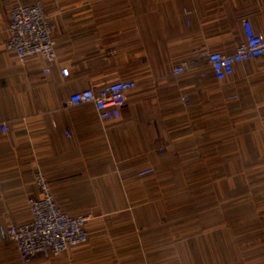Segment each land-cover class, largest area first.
<instances>
[{"label": "crops", "instance_id": "1", "mask_svg": "<svg viewBox=\"0 0 264 264\" xmlns=\"http://www.w3.org/2000/svg\"><path fill=\"white\" fill-rule=\"evenodd\" d=\"M11 1L0 0V95L11 114L0 134V225L26 220L35 169L63 212L93 215L80 252L28 264H233L236 247L264 251V242H234L235 218L241 234L244 220L264 219V59L235 65L224 82L201 77L200 62L170 73L202 51L231 53L242 18L263 32L264 0H39L54 26L46 73L5 48ZM62 66L74 70L64 80ZM114 79L137 83L124 127L98 124L89 105H65ZM172 145L183 177L153 178L154 149ZM199 169L208 177L184 176ZM253 187L256 212L243 207ZM0 264H21L11 242L0 240Z\"/></svg>", "mask_w": 264, "mask_h": 264}, {"label": "built area", "instance_id": "2", "mask_svg": "<svg viewBox=\"0 0 264 264\" xmlns=\"http://www.w3.org/2000/svg\"><path fill=\"white\" fill-rule=\"evenodd\" d=\"M182 14L186 20L187 13L183 11ZM1 26L7 34L5 48L19 63L27 57H34L44 66L43 72H48L47 66L56 61L55 46L51 39L54 26L46 17L39 0L29 4L12 0L6 14L1 18ZM240 31L241 41L231 53L199 52L187 60L174 63L170 67L171 75L181 74L186 68L194 67L200 62L201 77L208 74L213 81L224 82L231 76L235 65L257 58L264 59V31L255 33L246 18L240 20ZM73 72L72 68L65 66L58 69L62 80ZM136 87L137 83L133 79L110 80L97 88L70 93L65 99V105H89L98 124L121 128L129 118L128 94ZM178 101L182 107L192 106L186 95L179 96ZM10 121L11 114L6 97L0 95V134L7 132ZM161 153L162 148L154 149L155 155ZM128 166L130 164L126 163L121 167ZM151 172L152 169L147 167L136 174L144 176ZM32 184L38 196L26 201V220L0 225V240L12 243L21 264H28L34 257L49 260L81 247L88 238L85 225L93 219L89 211L63 212L54 202L49 183L38 169L32 172Z\"/></svg>", "mask_w": 264, "mask_h": 264}, {"label": "rangeland", "instance_id": "3", "mask_svg": "<svg viewBox=\"0 0 264 264\" xmlns=\"http://www.w3.org/2000/svg\"><path fill=\"white\" fill-rule=\"evenodd\" d=\"M230 82V81H229ZM175 146V147H174ZM172 145L169 147V151L166 152V154L162 155V153L160 155H156V159L158 160V165L156 166V170H154L153 172V178H170V179H174V178H178V177H183V174H181V169L179 167V157L177 156V152L175 150L176 145ZM161 148V147H160ZM198 162L200 160L204 161L206 160L205 156H203L202 158H198L197 159ZM183 162V161H182ZM163 164V165H162ZM168 164V165H166ZM188 164V163H187ZM164 165H166V167H163ZM194 167V164L191 166ZM198 175L199 177H208V173L206 172H200L199 171H192V172H187L184 176L186 177H198L196 176ZM257 187H253L249 189V199H248V204L244 205V208H248V210L250 212H256L260 209V207H262L263 205H259L257 203ZM237 205H241V203H237L235 204V211H238L241 209V206H237ZM257 216H254L248 220H244V221H248V223H245V227L246 230H244L241 234V230L239 229L241 227V220H237L235 218V229H234V242L238 243L241 241H248L249 243H258V242H264V235H261V228H262V224L264 225V219H258L256 218ZM260 229L259 233L258 230ZM246 233V234H244ZM240 245V244H237ZM246 250H241L238 249L237 247L235 248V251L233 252V256H234V261L233 264H264V251H252L250 250V248H248L246 246ZM78 249V248H77ZM76 250V249H74ZM80 252V247L76 252L73 253H78ZM260 254V261H257L258 259V255ZM229 258V256H228ZM260 262V263H259Z\"/></svg>", "mask_w": 264, "mask_h": 264}]
</instances>
